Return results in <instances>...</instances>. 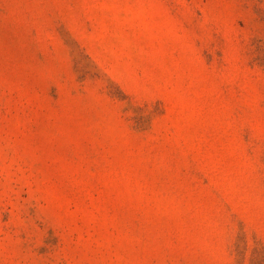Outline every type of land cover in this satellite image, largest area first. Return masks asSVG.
<instances>
[{
	"label": "rangeland",
	"instance_id": "rangeland-1",
	"mask_svg": "<svg viewBox=\"0 0 264 264\" xmlns=\"http://www.w3.org/2000/svg\"><path fill=\"white\" fill-rule=\"evenodd\" d=\"M0 264H264V0H0Z\"/></svg>",
	"mask_w": 264,
	"mask_h": 264
}]
</instances>
